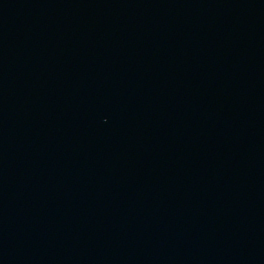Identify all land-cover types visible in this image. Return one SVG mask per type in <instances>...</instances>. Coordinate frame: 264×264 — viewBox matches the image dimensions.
<instances>
[{
  "label": "water",
  "instance_id": "obj_1",
  "mask_svg": "<svg viewBox=\"0 0 264 264\" xmlns=\"http://www.w3.org/2000/svg\"><path fill=\"white\" fill-rule=\"evenodd\" d=\"M0 264H264V0H0Z\"/></svg>",
  "mask_w": 264,
  "mask_h": 264
}]
</instances>
